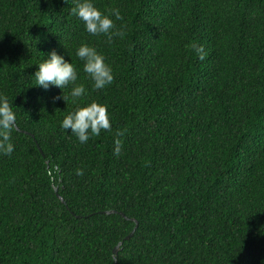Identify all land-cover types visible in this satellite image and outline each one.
Here are the masks:
<instances>
[{
  "label": "trees",
  "instance_id": "obj_1",
  "mask_svg": "<svg viewBox=\"0 0 264 264\" xmlns=\"http://www.w3.org/2000/svg\"><path fill=\"white\" fill-rule=\"evenodd\" d=\"M93 3L120 12L111 41L85 31L76 0H0V97L16 116L0 264H264V0ZM84 44L113 70L102 91ZM53 51L87 90L75 104L71 86L37 87ZM93 102L111 131L80 144L61 124Z\"/></svg>",
  "mask_w": 264,
  "mask_h": 264
},
{
  "label": "clouds",
  "instance_id": "obj_2",
  "mask_svg": "<svg viewBox=\"0 0 264 264\" xmlns=\"http://www.w3.org/2000/svg\"><path fill=\"white\" fill-rule=\"evenodd\" d=\"M72 15L83 22L85 31L90 36H106L110 41V35L115 27L111 17L116 20L122 19L118 9H114L107 14L102 13L93 0H76V6L72 9ZM117 36L122 33L117 32ZM194 51L200 55L202 48L193 46ZM77 58L83 62V71L90 78L95 91H102L114 82L113 70L105 63V58L100 55L93 47L87 44L80 46L76 52ZM47 59L37 66L34 79L38 88L48 91L55 87L65 89L72 87L70 99L75 104L86 95V88L78 85V73L71 62L55 51L47 55ZM202 58V56H201ZM67 103L64 93L60 97ZM16 127V116L11 106L4 97H0V155L11 156L15 151L11 141V133ZM65 132H71L80 144H87L93 137H99L101 132H110L111 123L108 110L105 106L98 103H91L87 106L77 107L73 112L67 114L61 124ZM122 145L119 141L115 142L114 155L119 156ZM78 175H83L79 172Z\"/></svg>",
  "mask_w": 264,
  "mask_h": 264
},
{
  "label": "water",
  "instance_id": "obj_3",
  "mask_svg": "<svg viewBox=\"0 0 264 264\" xmlns=\"http://www.w3.org/2000/svg\"><path fill=\"white\" fill-rule=\"evenodd\" d=\"M56 190H57V187H55V191H56ZM59 199H60L62 202H64L63 198H62L60 195H59ZM115 212H117V211L114 210V209H112V210L106 211V214L115 213ZM118 213H120L121 215L124 216L123 213H121V212H118ZM131 220L135 222V226H134V228L132 229V231H131L127 236H125V238H124L122 241H120V242L115 246V248L113 249L114 257L117 256L119 250L121 249V245H122L123 241H124V240H128V239H130V238L133 236V234L135 233V231H136V229H137V227H138V222H137V220H136V219H133V218H132ZM115 261H116V259H115Z\"/></svg>",
  "mask_w": 264,
  "mask_h": 264
}]
</instances>
